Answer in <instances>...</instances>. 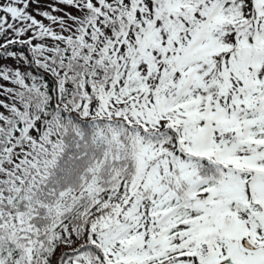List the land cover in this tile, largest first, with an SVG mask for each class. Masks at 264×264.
Wrapping results in <instances>:
<instances>
[{
  "label": "snow or ice",
  "instance_id": "obj_1",
  "mask_svg": "<svg viewBox=\"0 0 264 264\" xmlns=\"http://www.w3.org/2000/svg\"><path fill=\"white\" fill-rule=\"evenodd\" d=\"M0 264H264V0H0Z\"/></svg>",
  "mask_w": 264,
  "mask_h": 264
},
{
  "label": "rangeland",
  "instance_id": "obj_2",
  "mask_svg": "<svg viewBox=\"0 0 264 264\" xmlns=\"http://www.w3.org/2000/svg\"><path fill=\"white\" fill-rule=\"evenodd\" d=\"M6 63H9V64H14V62H13V61H7Z\"/></svg>",
  "mask_w": 264,
  "mask_h": 264
}]
</instances>
